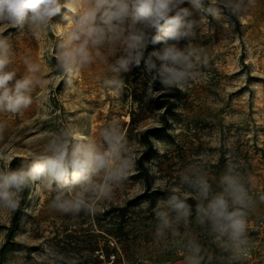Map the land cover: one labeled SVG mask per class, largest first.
I'll return each mask as SVG.
<instances>
[{"label":"rangeland","instance_id":"374dc122","mask_svg":"<svg viewBox=\"0 0 264 264\" xmlns=\"http://www.w3.org/2000/svg\"><path fill=\"white\" fill-rule=\"evenodd\" d=\"M66 15L71 13L62 9L39 40L27 25L9 27L3 33L10 38V68L16 71V78L27 74V58L40 64L42 83L34 87L33 103L27 109L17 114L0 112V124L4 125L0 169H15L43 154L51 135L69 127L99 143L101 129L112 121L118 122L129 142L134 166L123 184L114 186L110 198L96 199L95 212L61 213L49 206L55 191L39 184L25 188L15 224V211L0 209V248L6 243L0 251V264H71L73 260L76 264H99L100 226L120 229V239L106 236L110 258L102 264H165L186 253L187 239L202 246L204 257L217 253L226 264H264V201L260 199L264 196V0H254L240 18L221 5L216 6L215 14L194 12V18H203L192 42L202 49L206 62L197 66L199 75L184 91L175 88L178 97L173 100L168 128L163 137L153 138V151L146 163L151 182L148 191H172L191 198L188 203L193 210L195 194L181 188V174L193 166L201 167L218 191L226 166L236 165L254 201L247 217V255L242 259H233L223 251L220 241L198 225L194 216L188 226L179 228L178 236H155L154 209L167 197L142 198L147 189L136 165L145 150L141 133L162 124V112L152 103L158 94L153 76L142 61L121 74L126 86L117 92L103 85L113 74L107 60H98L75 77H65L56 69L55 49L70 27ZM187 43L182 40L179 46ZM162 47L158 43L154 50ZM127 202L123 220L114 216L98 220L97 214L110 204L123 206ZM10 227L13 233L7 241Z\"/></svg>","mask_w":264,"mask_h":264},{"label":"clouds","instance_id":"9594fccd","mask_svg":"<svg viewBox=\"0 0 264 264\" xmlns=\"http://www.w3.org/2000/svg\"><path fill=\"white\" fill-rule=\"evenodd\" d=\"M253 2L207 0L206 8L205 0H0V112L17 114L27 109L33 103L34 87L42 83L39 63L26 58L27 74L21 78L10 68L12 45L3 35L9 27L27 25L39 40L53 25V18L68 9L71 15L64 18L70 27L55 49L56 69L65 77H75L98 60H107L113 75L105 78L103 85L122 92L126 85L121 74L143 61L165 89L184 91L199 75L197 66L206 62L202 49L192 42L203 18H194V12L215 14L216 6L221 5L240 18ZM182 40L188 41L183 47L179 46ZM158 43L163 44L161 49L145 55L149 45ZM3 128L0 124V131ZM99 135L98 143L69 127L51 135L43 154L15 169H0V209L16 211L22 191L39 184L56 193L50 208L73 215L95 212L96 199L110 198L114 186L123 184L134 166L129 142L118 122H109ZM179 184L195 194V209L175 193L159 200L154 209L155 236H178L179 228L188 226L194 216L233 259L246 256L247 217L254 201L237 166H226L218 191L198 166L182 173ZM260 199L264 201V196ZM184 251L186 264H203L204 249L196 240L187 239Z\"/></svg>","mask_w":264,"mask_h":264},{"label":"trees","instance_id":"16d2710c","mask_svg":"<svg viewBox=\"0 0 264 264\" xmlns=\"http://www.w3.org/2000/svg\"><path fill=\"white\" fill-rule=\"evenodd\" d=\"M155 48V45H149L148 49L146 50L145 55H147L148 52L153 51ZM151 75L154 77L155 72H151ZM155 84V90L158 91L157 96L153 99L152 103L154 105V109L161 111V126L159 127H151L144 130V132L140 135L141 143L145 146V150L142 152L141 156L136 160V165L138 171L141 173V177L143 179V182L146 185L147 193L143 195L142 198H147L149 201H154L159 195L168 196L169 194L175 193L172 191H155V192H149L151 188V182L148 174V169L146 167L147 161L150 159V156L153 151V138H160L163 137L164 133L166 132L168 125H169V117L171 116V110L173 107V100L178 97V91L175 88L172 89H165L164 86L160 83L158 79H154ZM179 195V194H177ZM187 200V199H186ZM191 200L188 199L187 201ZM23 204V196L21 194V201L18 209L15 211V214L12 218V223L15 224L18 221V214L20 213V210L22 208ZM128 207V202L125 203L123 206H116L114 204H110L109 208L107 210H104L102 214L98 215L99 217H103L102 220L107 219L110 217H115L119 221L123 220L125 217V211ZM103 229H100V237L102 238V246H96V250L99 252L97 256V262L99 264L103 263L104 259L110 258V251L109 247L107 245L106 236H116L120 239V229L116 228V230L107 229L104 226H100ZM13 233V228L10 227L7 232V241L9 240L10 236ZM6 244V243H5ZM5 244L0 248V251L5 247ZM122 261H118L117 264H121Z\"/></svg>","mask_w":264,"mask_h":264},{"label":"crops","instance_id":"0c3cea01","mask_svg":"<svg viewBox=\"0 0 264 264\" xmlns=\"http://www.w3.org/2000/svg\"><path fill=\"white\" fill-rule=\"evenodd\" d=\"M209 262L211 264H226L217 253H211L203 257V264H209ZM165 264H186V253L171 257Z\"/></svg>","mask_w":264,"mask_h":264},{"label":"built area","instance_id":"2783aa9c","mask_svg":"<svg viewBox=\"0 0 264 264\" xmlns=\"http://www.w3.org/2000/svg\"><path fill=\"white\" fill-rule=\"evenodd\" d=\"M112 258H115V256L113 255Z\"/></svg>","mask_w":264,"mask_h":264}]
</instances>
